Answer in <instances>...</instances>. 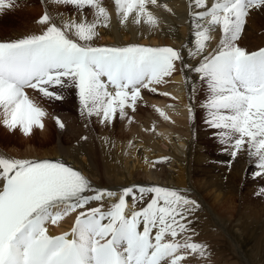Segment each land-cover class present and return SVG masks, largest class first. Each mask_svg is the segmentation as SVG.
I'll use <instances>...</instances> for the list:
<instances>
[{"label": "snow or ice", "instance_id": "obj_1", "mask_svg": "<svg viewBox=\"0 0 264 264\" xmlns=\"http://www.w3.org/2000/svg\"><path fill=\"white\" fill-rule=\"evenodd\" d=\"M66 2L92 5L105 13L97 0ZM195 2L205 4V0ZM116 3L120 5L121 0ZM133 3L140 5L141 12L145 10V0ZM260 6L264 0H223L197 13L198 19L210 16L211 25H222L224 38L218 48L205 54L208 29L197 31L196 51L188 52L189 56L202 57L192 70L207 80L213 94L212 109L224 110L216 112L210 123L239 133L233 145L236 151L244 146V137L250 138L253 148L258 145L264 149V49L248 52L234 43L249 9ZM12 7L13 0H0V10ZM131 11L129 4L127 12ZM148 17L152 19V14ZM40 22L49 23L50 17L45 14ZM95 27L66 23L62 28L51 23L42 34L0 42V106L10 117L6 124L13 128L22 125L25 132H30L33 124L43 126L40 117L44 113L28 98L26 87L40 88L56 99L63 97L50 92L49 87H75L89 114L95 110L99 115L102 109L104 119H109L116 113V101L123 114L129 97L134 105L141 87L160 83L175 70V61L184 60L181 51L173 47L93 46L89 41L97 35ZM110 85L116 89L115 95L109 91ZM90 102L93 107H89ZM250 154L258 156L257 166L264 169V151ZM257 174L264 175V171ZM0 181V264H179L184 259L177 254L179 250L196 252L203 247L176 240L187 228L181 221L196 204L176 190L127 187L108 210L103 204L89 208L80 213L71 233L54 236L48 234L49 223L56 224L69 212L116 193L92 189L80 171L50 160L0 158ZM90 190L94 194L86 195ZM148 194L153 198L135 210V202ZM129 196L134 202L130 215L125 211ZM166 236L171 239L166 241Z\"/></svg>", "mask_w": 264, "mask_h": 264}, {"label": "bare ground", "instance_id": "obj_2", "mask_svg": "<svg viewBox=\"0 0 264 264\" xmlns=\"http://www.w3.org/2000/svg\"><path fill=\"white\" fill-rule=\"evenodd\" d=\"M97 2L100 7L105 9V13L101 14L97 7L91 11L95 19L94 25H96L94 31L97 33L89 41L93 46H102L101 36L114 39L118 45L122 46L159 44L161 47H173L181 51L184 60L174 62L176 67L170 75V83H168L169 81L164 84L160 83L161 92L167 96L168 101L166 103L159 99L153 101L159 108L158 115H160L159 118L162 121L158 130L156 129L157 141L152 140V142L149 140L152 131L150 132L151 129L149 130L146 127L144 137L136 131L137 133L134 135L137 139L130 140L131 142L124 141L121 143L119 139L113 137V132H109L111 134L108 137L105 133L103 134L106 140L100 136L101 138L97 139L100 149L97 148L96 150L97 155L101 153L104 157L103 160H98L97 157H93L86 151L79 150V147H70L71 149H69L64 146L62 141L51 152H45L40 157L38 154H34L32 150L29 151V156L24 159L62 158L73 162L89 176L92 189L110 190L116 193L115 196L108 197L105 195L102 201H92L82 208L69 212L56 224L49 223L47 225L48 234L56 236L66 232L71 233L81 212L87 213L89 208L97 207L100 204L104 205V210H108L113 203L118 202L123 189L127 187L161 186L176 190L185 198L196 201V204L191 206L194 210L181 221L187 225L185 232L180 233L176 240L181 243H184L185 240L189 243L197 242L203 247L196 252L191 249L179 250L177 254L184 257L179 264H216V261L219 262L220 252L224 249L228 252L229 257L225 258L229 259L230 264H232L234 256H238L240 264H264L263 234L260 233L259 235L263 238V242L260 243L262 245V256L259 257L257 249L248 248L250 239L246 238V231L238 228L239 230L236 229L237 231L233 232V221L235 220L226 216L227 223H224L215 217L214 204L210 201L214 198L216 203L218 198L216 192L221 186L218 179L200 175V161L203 159L199 156V144L197 138L194 137L195 127L191 128L192 137L190 139L183 134L177 137V135H174V131H183L182 126L169 124L167 119L170 116L176 117V119L179 118L182 120L177 119L180 124H184V120L193 119L192 96L189 84L194 80L195 85L198 74L192 69L201 62L202 57L189 56L188 52L189 50L196 51V41L199 39L196 36L197 31L208 29L210 39L206 42L207 51L205 54L218 48L220 41L224 38L222 25L213 26L210 24V16L206 19H198L196 14L209 10L213 4L222 3L223 0H205L204 5H197L195 0H156L155 4L151 0H145L143 6L145 10L143 12L140 11V5L133 3V0H121L120 5L116 3V0H97ZM129 4H132L131 12H127ZM85 6L88 8L90 5ZM81 10L80 15H73L68 23L89 24L85 10ZM148 13L152 14V19H149ZM246 17H248V23L243 25L240 34L245 39H262L263 35L258 38L259 35L255 36L254 34L264 26V6L249 9ZM66 22L62 23L63 26ZM73 38L76 37L73 36ZM76 39L78 40V38ZM11 41L0 40V42ZM79 42L84 43L83 41ZM237 42L243 45L242 41ZM237 42L234 41L236 45ZM186 65L189 67L186 68ZM162 100L165 99L162 98ZM89 107L93 106L89 105ZM83 108H85L86 119L90 120L95 131L100 126L103 129L105 128V126L96 124L95 116H93L96 111L89 114L88 108L85 106ZM164 120L165 122H163ZM116 123L115 120L109 121L110 126L113 127ZM105 124L108 123L105 122ZM139 146H141L140 152L137 151ZM127 147L132 148V160L124 159L127 153L124 155L122 151ZM155 147L158 148L160 153L169 154V156L155 160L154 152H152L155 150H151ZM0 158L20 159L3 152L1 149ZM137 169L140 170L137 171ZM2 183L0 181V187ZM85 194L92 195L94 192L90 190ZM137 196H139L138 192ZM152 198L153 194H148L143 201L137 200L135 210L145 207ZM126 201L129 208H126L125 211L126 214L130 215L134 202L131 196L127 197ZM185 207L189 206L186 205ZM154 234L155 230H153ZM169 239H171L170 236L165 237L166 241ZM214 249L218 252L214 253L213 261L208 262L205 255H210ZM247 256L250 260L247 259Z\"/></svg>", "mask_w": 264, "mask_h": 264}, {"label": "rangeland", "instance_id": "obj_3", "mask_svg": "<svg viewBox=\"0 0 264 264\" xmlns=\"http://www.w3.org/2000/svg\"><path fill=\"white\" fill-rule=\"evenodd\" d=\"M94 8L92 5L88 8L85 5L77 6L66 2V0H13L12 8L0 10V40L13 41L14 39L22 38L23 35L25 37L42 34L40 21L45 14L50 17V21H56L55 24L63 28L62 23L65 21L68 23L73 15H80L81 9H84L87 22L94 24L95 19L91 14ZM247 23L248 17H245L244 25ZM256 33L254 34L255 36L259 35V38L260 35H263V38L259 40L255 38L245 39L242 34H239L235 41H242L243 45L237 42V46L248 52L263 49L264 26L261 30H257ZM101 39L102 46L124 47L118 45L114 39L104 36H101ZM147 45L149 47H160L159 44L149 43ZM195 81V85L194 80L189 84L192 96L193 119L184 120V124H180L177 122V119L180 120L179 118L176 119V117L170 116L167 118L168 122L172 125L182 126L183 131H174V135H177V137L183 134L190 139L192 137L191 128L195 127L194 137L197 138L199 144V156L203 159L200 161V175L218 179L221 186L216 192L218 195L216 203L214 198L210 201V203L214 204L215 217L224 223H227L226 216L235 220L233 221V232L236 229L246 231V238L250 239L248 248L257 249V253L261 257L262 245L260 243L263 242V238L259 235L260 233L264 235V175H258L257 173L264 171V169H260L257 166L259 163L258 156L250 153L264 151V149H259L258 145L253 148L250 138L244 137V146L239 151H236L233 145L234 140L239 138V133L234 132L230 128L217 129L212 126L210 121L213 115L216 112H224V110L212 109L211 100L213 99V94L207 80L202 79L198 74ZM166 82H171L170 76L163 77L160 83L164 84ZM160 83L152 82L147 88L141 87L140 95L134 105L129 97L125 102L123 114L120 112L119 101L114 103L116 113L109 119H104L102 109L99 115L96 112L93 115L95 116L96 124L105 126V130L100 126L97 131L94 130L90 120L86 119L84 105L82 106L75 87L66 89H62L59 86L49 87L50 92H56L63 97L62 99L47 96L40 88L24 90L33 105L42 109L44 115L40 117V122L43 126L33 124L30 132H25L22 125H17L13 128L10 124L5 123V120L10 117L6 115L3 106H0V149L20 159L29 156L30 150L40 157L45 152H51L62 141L64 146L69 149L79 147V150H84L93 157H97L98 160H103L104 157L101 153L97 155L96 149L100 147L97 139L105 135L108 137L112 132L113 137L123 143L124 141L136 140L137 137L134 134L137 132L144 137L143 134H146L144 129L147 127L149 130L151 129L150 132L152 131V136L149 140L157 141L158 135L156 131L162 121L159 118L160 115H158L160 112L159 108L153 101L157 99L163 103L168 101L167 96L161 92ZM109 91L115 95L116 89L110 86ZM162 98L165 100H162ZM89 105H92L91 102ZM73 118L75 121H73ZM111 120L117 122L115 127L110 126L109 121ZM105 122L108 124H105ZM61 123L63 127H60ZM150 123L154 124L151 125ZM104 133L105 135H103ZM106 137L103 138L105 139ZM138 138L141 140L140 137ZM259 139L260 137L258 136L257 140ZM153 149L155 150L152 151L154 152L155 160L169 156V154L160 153L156 147L151 150ZM131 151L132 148L130 147L122 151L124 155L127 153L124 159L132 160ZM137 151H141V146L137 148ZM234 151H236L235 156H233ZM216 252L218 250L214 249L213 253L205 255L208 258V262L213 261V256ZM225 257H229L226 249L220 252L219 262L216 261V264H230L228 262L229 259ZM247 259L250 260L249 256H247ZM232 264H240L238 256L232 258Z\"/></svg>", "mask_w": 264, "mask_h": 264}]
</instances>
